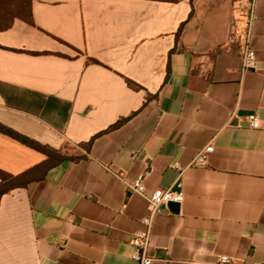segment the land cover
<instances>
[{
    "label": "crops",
    "instance_id": "1",
    "mask_svg": "<svg viewBox=\"0 0 264 264\" xmlns=\"http://www.w3.org/2000/svg\"><path fill=\"white\" fill-rule=\"evenodd\" d=\"M234 3L32 0L33 23L0 30V122L84 155L46 167L0 132V169L31 177L1 197L0 264H139L141 174L147 194H184L179 211L153 216L152 264L264 263V0L247 71Z\"/></svg>",
    "mask_w": 264,
    "mask_h": 264
},
{
    "label": "built area",
    "instance_id": "2",
    "mask_svg": "<svg viewBox=\"0 0 264 264\" xmlns=\"http://www.w3.org/2000/svg\"><path fill=\"white\" fill-rule=\"evenodd\" d=\"M257 0H235L234 3V21L232 28V41L237 43L240 48V54L243 57V69H256L258 65L257 54L252 47V28L255 21V5ZM251 128H259L261 126L260 118L257 114L248 116ZM214 150V146H207L201 150L197 161L204 163L207 160V154ZM146 174H141L134 184L133 190L147 197L150 203L151 214L143 218L142 222L146 226L144 230L135 232L132 235L131 243L133 244L134 258L139 264H152L154 257L149 254L151 231L153 225V216L163 205L170 202L182 203L184 194L171 189H157L151 194H147L144 180ZM200 264V263H195ZM218 264H235L230 256L222 255L218 260ZM264 264V263H256Z\"/></svg>",
    "mask_w": 264,
    "mask_h": 264
},
{
    "label": "trees",
    "instance_id": "3",
    "mask_svg": "<svg viewBox=\"0 0 264 264\" xmlns=\"http://www.w3.org/2000/svg\"><path fill=\"white\" fill-rule=\"evenodd\" d=\"M32 14V0H0V30L8 29L11 27L15 19L21 18L29 23H33ZM128 83L133 88H139V86L132 80H128ZM129 118H122L115 124L111 125L106 131L117 129L121 127ZM0 132L20 141L21 143L41 152L47 156L45 162L46 167H53L59 163L72 159L76 160L82 158L84 155L78 154L76 156H67L64 153L65 148L56 149L48 144H43L40 141L24 135L17 130L0 122ZM92 141L85 144L87 150L90 148ZM0 200L4 193L10 191L15 187L26 186L31 180L30 173L21 175H13L0 169Z\"/></svg>",
    "mask_w": 264,
    "mask_h": 264
},
{
    "label": "rangeland",
    "instance_id": "4",
    "mask_svg": "<svg viewBox=\"0 0 264 264\" xmlns=\"http://www.w3.org/2000/svg\"><path fill=\"white\" fill-rule=\"evenodd\" d=\"M4 24V22H2V23H0V25H3ZM80 149H78V148H75V147H73V146H67V148H65V150H64V153L68 156H76V155H78V154H80Z\"/></svg>",
    "mask_w": 264,
    "mask_h": 264
},
{
    "label": "water",
    "instance_id": "5",
    "mask_svg": "<svg viewBox=\"0 0 264 264\" xmlns=\"http://www.w3.org/2000/svg\"><path fill=\"white\" fill-rule=\"evenodd\" d=\"M180 204L181 203H179V202H170L167 205H163L162 208H163V210L171 209V210H174V211H179Z\"/></svg>",
    "mask_w": 264,
    "mask_h": 264
}]
</instances>
